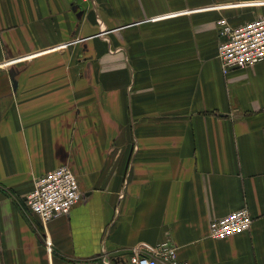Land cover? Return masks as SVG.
<instances>
[{"label": "crops", "instance_id": "1", "mask_svg": "<svg viewBox=\"0 0 264 264\" xmlns=\"http://www.w3.org/2000/svg\"><path fill=\"white\" fill-rule=\"evenodd\" d=\"M264 0H0V264H264V60L224 75L217 21ZM59 167L82 199L43 226ZM250 229L213 240L240 209Z\"/></svg>", "mask_w": 264, "mask_h": 264}, {"label": "built area", "instance_id": "2", "mask_svg": "<svg viewBox=\"0 0 264 264\" xmlns=\"http://www.w3.org/2000/svg\"><path fill=\"white\" fill-rule=\"evenodd\" d=\"M217 54L222 72L253 67L264 60V15L242 23L230 24L224 18L217 21ZM82 199L78 182L67 167L51 170L35 180L34 189L25 197L28 213L45 226L68 215ZM252 218L248 211L240 209L209 223V237L221 240L250 229ZM140 248L128 252L130 264H191L178 258L176 248L170 242L160 243L147 252Z\"/></svg>", "mask_w": 264, "mask_h": 264}, {"label": "rangeland", "instance_id": "3", "mask_svg": "<svg viewBox=\"0 0 264 264\" xmlns=\"http://www.w3.org/2000/svg\"><path fill=\"white\" fill-rule=\"evenodd\" d=\"M85 1H88V0H85Z\"/></svg>", "mask_w": 264, "mask_h": 264}]
</instances>
